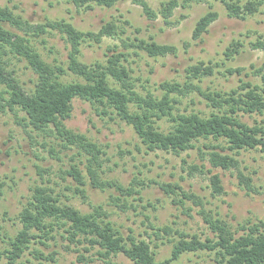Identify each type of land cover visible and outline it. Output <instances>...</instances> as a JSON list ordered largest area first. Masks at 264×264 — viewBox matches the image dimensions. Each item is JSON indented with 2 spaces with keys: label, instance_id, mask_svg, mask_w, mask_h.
Instances as JSON below:
<instances>
[{
  "label": "trees",
  "instance_id": "16d2710c",
  "mask_svg": "<svg viewBox=\"0 0 264 264\" xmlns=\"http://www.w3.org/2000/svg\"><path fill=\"white\" fill-rule=\"evenodd\" d=\"M65 1L76 8L92 9L94 6L112 8L125 0H57ZM219 1L228 17L246 19L260 12L264 0H215ZM141 6L143 14L150 20L161 17L164 24L171 26L176 9L186 10L192 2L204 0H166L154 11L147 0H134ZM181 14L180 18H185ZM218 13L209 6V10L195 22L192 40H200L218 19ZM126 22V21H125ZM127 23V22H126ZM129 24V23H127ZM57 33L67 43L66 65L46 62L35 43H45V36ZM123 26L115 22H106L97 31H82L65 19H46L33 24L8 7H0V108L13 112H22L25 125L39 132L54 134L63 140V147H75L87 155L86 177L76 166H71L66 174L77 183L75 192L86 198L84 186L89 184L101 191L113 188L120 196L136 197L141 200V192L149 186L134 179L129 186L117 181L101 178L100 147L86 136L74 133L66 128L64 121L71 116L73 101L79 99L95 107L99 116L119 119L134 131L140 143L149 152L161 151L180 155L189 150H197L200 164H186L188 177L208 175L212 196L223 193L220 175L214 169L235 170L240 185L253 192L252 178L240 170L236 158L242 150H258L264 153V120L252 126L242 122V114H264V62L258 68L251 66L259 75L261 84L243 81L237 89L230 91H203L199 83L205 77L215 73L217 64L203 61L185 69L184 82L162 81L158 84L160 95L152 91L140 93L134 85V79L125 65L131 53L142 51L149 57L159 58L176 56L174 45L159 44L142 38H129ZM117 38L122 50L108 49L103 62L86 63L81 60L82 46L100 44L104 38ZM249 45L252 49L264 52V38ZM244 43L232 40L224 55L232 60L242 52ZM14 61L25 62L36 76L31 87H25L14 69ZM228 75L242 73L241 68H227ZM73 79H66V76ZM197 92L212 110L208 115L200 112H180L177 105L181 99ZM166 119L171 123L166 130L161 129L159 121ZM207 162L209 168L206 169ZM172 199L173 204L183 205L185 200H193L202 206V201L186 192L179 183H153ZM87 199V198H86ZM119 200L118 198H116ZM183 199V200H182ZM121 210L134 208L132 202L113 201ZM142 202V201H139ZM148 206L152 204L148 203ZM92 212L82 213L72 205L63 203L54 190L45 186H35L30 198L21 208L17 220L21 228L14 236L3 232L0 264H43L50 261L57 264L55 253L45 255L33 246H48L49 241L60 238L64 248L76 252V260L91 264L101 261L103 264H118L112 260L123 255L133 264H173L187 253L209 252L215 255L217 264H264V221L241 225L237 233L222 219L214 217L204 208L200 214L213 233V237L204 240L197 235H186L168 225L157 226L146 216L152 241L139 239L132 235L124 237L109 219L102 205L94 206ZM156 210L155 207H153ZM178 235V240L166 239L173 244L169 257L158 260L154 250L163 244V236ZM159 241V243H157ZM32 259L25 258V253ZM34 260L37 263H34Z\"/></svg>",
  "mask_w": 264,
  "mask_h": 264
},
{
  "label": "rangeland",
  "instance_id": "374dc122",
  "mask_svg": "<svg viewBox=\"0 0 264 264\" xmlns=\"http://www.w3.org/2000/svg\"><path fill=\"white\" fill-rule=\"evenodd\" d=\"M151 8L157 11L161 1L147 0ZM182 1V0H179ZM244 3L247 0H240ZM215 10L219 17L210 26L209 31L200 40H192V32L197 19L209 10ZM0 7H8L15 14L21 15L33 24L42 23L46 19H65L82 31H97L106 22H115L123 26L128 36L150 40L159 44L174 45L177 48L176 56L153 58L142 51L131 53L125 65L134 79L135 88L140 93L152 91L160 95L158 84L162 81L186 80L185 69L201 61L217 64L215 73L205 77L199 83L203 91H230L237 89L243 81L261 84L259 75L251 67L258 68L264 62V52L252 49L249 45L259 38H264V6L260 12L246 19L228 17L223 5L219 1L204 0L192 2L186 10L176 9L172 17L173 24L167 26L161 17L155 20L148 19L142 12L140 5L134 0H125L112 8L94 6L92 9L76 8L70 3L57 0H0ZM186 17L181 19L180 15ZM129 23V24H127ZM45 43H35L43 59L50 64L66 65L67 43L61 35L54 32L45 36ZM238 39L244 43L242 52L227 60L224 55L232 40ZM122 50L120 39L104 38L100 44L82 46L81 60L86 63L103 62L108 49ZM227 68H241L240 75H228ZM14 69L20 82L27 88L33 85L35 75L25 62L14 61ZM66 76V79H73ZM180 112H200L208 115L212 110L197 92L181 99L177 105ZM24 114L19 111H10L0 108V227L3 232L14 236L21 228L17 215L30 198L35 186H45L54 190L63 203L72 205L82 213L93 211V207L102 205L110 213L109 219L119 229L124 237L134 235L139 239L156 242L150 233L146 216L157 226L168 225L186 235H197L204 240L213 237L212 231L204 222L200 210L205 211L225 221L238 235L245 231L239 230L241 225L264 221V153L258 150H242L236 158L240 162V170L252 178L254 191L247 192L239 184L235 170L223 171L214 169L213 173L220 175L223 193L212 196L208 175L188 177L186 164H200L197 150H189L175 155L161 151L149 152L140 143L134 131L119 119H110L108 116H99L95 107L89 102L75 99L71 116L64 121L66 128L74 133L86 136L96 143L102 152L101 178L117 181L129 186L134 179L150 183L141 192V200L136 197L120 196L113 188L104 191L84 186L87 199L75 192L77 183L66 171L76 166L86 177V157L79 149L63 147V140L54 132L44 133L25 125ZM242 122L252 126L264 120V114H242ZM161 129L166 130L171 123L166 119L158 122ZM206 164V169L209 164ZM88 180V179H87ZM179 183L189 193H193L202 206L193 203V200H183V205H175L156 184ZM118 198L119 200H117ZM132 202L134 208L121 210L113 201ZM142 201V202H139ZM148 203L152 206H148ZM264 231V227L262 228ZM164 243L154 250L157 259L169 257L173 244L166 239L178 240V235L163 236ZM0 235V247L5 245ZM159 243V241L157 242ZM60 238L49 241L48 246L35 245L45 255L55 253L57 264H84L76 260L77 253L64 248ZM25 253V258L32 259V255ZM118 264H133L123 255L112 258ZM43 264H52L42 261ZM34 263L37 261L34 260ZM91 264H103L95 261ZM173 264H217L215 255L209 252L187 253Z\"/></svg>",
  "mask_w": 264,
  "mask_h": 264
}]
</instances>
